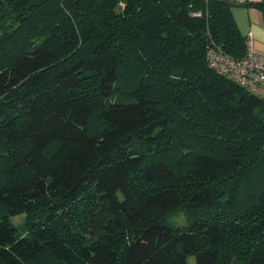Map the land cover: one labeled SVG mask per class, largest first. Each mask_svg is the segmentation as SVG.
I'll return each mask as SVG.
<instances>
[{
    "label": "trees",
    "instance_id": "trees-1",
    "mask_svg": "<svg viewBox=\"0 0 264 264\" xmlns=\"http://www.w3.org/2000/svg\"><path fill=\"white\" fill-rule=\"evenodd\" d=\"M210 48L220 0H0V264H264V98Z\"/></svg>",
    "mask_w": 264,
    "mask_h": 264
},
{
    "label": "built area",
    "instance_id": "built-area-1",
    "mask_svg": "<svg viewBox=\"0 0 264 264\" xmlns=\"http://www.w3.org/2000/svg\"><path fill=\"white\" fill-rule=\"evenodd\" d=\"M208 1V0H205ZM230 6H245L248 0H220ZM123 7V4H119ZM193 15H196L193 14ZM252 35H246V55L241 59H235L210 48L207 53V62L219 75L231 80L246 91L264 98V54H259L252 49Z\"/></svg>",
    "mask_w": 264,
    "mask_h": 264
},
{
    "label": "crops",
    "instance_id": "crops-1",
    "mask_svg": "<svg viewBox=\"0 0 264 264\" xmlns=\"http://www.w3.org/2000/svg\"><path fill=\"white\" fill-rule=\"evenodd\" d=\"M259 1L248 0L249 5L231 6V13L241 34L251 33L253 51L264 54V23L260 11L252 5Z\"/></svg>",
    "mask_w": 264,
    "mask_h": 264
},
{
    "label": "rangeland",
    "instance_id": "rangeland-1",
    "mask_svg": "<svg viewBox=\"0 0 264 264\" xmlns=\"http://www.w3.org/2000/svg\"><path fill=\"white\" fill-rule=\"evenodd\" d=\"M22 216H16V217H13L12 218V221H13V223L15 224H20L21 223V221H22Z\"/></svg>",
    "mask_w": 264,
    "mask_h": 264
},
{
    "label": "bare ground",
    "instance_id": "bare-ground-1",
    "mask_svg": "<svg viewBox=\"0 0 264 264\" xmlns=\"http://www.w3.org/2000/svg\"><path fill=\"white\" fill-rule=\"evenodd\" d=\"M239 87V86H238Z\"/></svg>",
    "mask_w": 264,
    "mask_h": 264
}]
</instances>
